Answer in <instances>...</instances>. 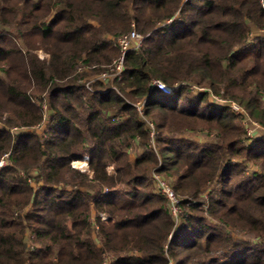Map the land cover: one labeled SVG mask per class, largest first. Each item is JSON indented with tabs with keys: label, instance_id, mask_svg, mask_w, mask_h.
Listing matches in <instances>:
<instances>
[{
	"label": "trees",
	"instance_id": "trees-1",
	"mask_svg": "<svg viewBox=\"0 0 264 264\" xmlns=\"http://www.w3.org/2000/svg\"><path fill=\"white\" fill-rule=\"evenodd\" d=\"M132 24L144 39L121 80L88 89ZM251 26L264 31L261 0H0V264H264V137L208 98L264 127ZM198 131L203 143L182 136ZM86 155L89 172L72 167Z\"/></svg>",
	"mask_w": 264,
	"mask_h": 264
},
{
	"label": "built area",
	"instance_id": "built-area-1",
	"mask_svg": "<svg viewBox=\"0 0 264 264\" xmlns=\"http://www.w3.org/2000/svg\"><path fill=\"white\" fill-rule=\"evenodd\" d=\"M263 6L264 2L261 0ZM170 22V20L168 21ZM144 36L139 34L136 30L132 29L129 33L124 34L116 39L115 43L120 49V55L118 58H115L108 67H104L101 71L98 72L97 77L102 82H108L112 79H117L118 81L121 80L122 74L124 72V62L125 57L127 53L132 50L133 48H140L143 42ZM92 68H96L95 65L92 66ZM83 71V69H80ZM89 87L90 85L87 84ZM152 86L158 89L163 94H171L173 92V87L164 84L163 82L159 80H154L152 83ZM90 89V88H89ZM217 102L215 104L218 107H227L235 114H239V112H242L241 105L234 101L224 100L222 98H218L215 96V99ZM219 100V101H218ZM144 104V101H140L137 104H135L136 109L141 114V108ZM246 132L248 136H252V132L246 128ZM153 134L151 133V136ZM150 146H154V142L152 141ZM10 162V155L8 153L4 154L0 157V170L4 168L8 163ZM72 167L79 169L82 172H89V157L86 155L81 160H76L72 162ZM153 178L156 183V186L158 188V191L163 194L170 202L171 205V212L174 216L179 214L180 209L178 207L179 204V198L175 195L172 188L167 184L160 175L153 173ZM107 217L105 215H102V220L106 221ZM107 259V258H106ZM108 261L105 260L103 264H107Z\"/></svg>",
	"mask_w": 264,
	"mask_h": 264
},
{
	"label": "rangeland",
	"instance_id": "rangeland-1",
	"mask_svg": "<svg viewBox=\"0 0 264 264\" xmlns=\"http://www.w3.org/2000/svg\"><path fill=\"white\" fill-rule=\"evenodd\" d=\"M263 2H264V0H263ZM131 27H132V29H134V30H136V28H135V25L134 24H132L131 25ZM251 28V37H255L256 35H261L262 33L264 34V31H257L255 28H254V26H251L250 27ZM137 31V30H136ZM120 55V54H119ZM39 56H40V58H44L45 56H48V55H46L45 53H43L42 51H39ZM118 58V57H117ZM112 63V62H111ZM110 65V64H109ZM106 67V66H105ZM107 67H108V65H107ZM93 68L91 67V68H89V69H87V71L86 72H89V73H87L88 75L90 74V76H88L87 78H86V80L84 81V82H86V86H87V84H89V85H91L92 83H94V82H96V81H98L99 79H98V77H97V74L96 73H92V70ZM104 69V68H103ZM90 70V71H89ZM92 70V71H91ZM84 71V70H83ZM85 72V71H84ZM100 81V80H99ZM112 80H109L108 82H111ZM108 82H106V83H108ZM87 88L89 89H91V86H87ZM190 89H191V92L194 94H199V93H203L204 91H207L208 89H206V86H200V85H196V84H191V87H190ZM208 98H209V100L212 102V103H215V102H217L216 100H214L215 99V95H213L212 93H211V91H209V96H208ZM220 99V98H219ZM225 100V99H224ZM219 101V100H218ZM241 108H242V112L240 113L239 112V114H236L237 115V117H238V119H237V123L241 126V127H243L244 129H248L249 131H250V133L252 132V136L255 138H257V137H264V127H262L257 121H255L254 119H252L250 116H249V114L247 113V111L244 109V107L243 106H241ZM142 112V111H141ZM47 121V120H46ZM45 121V122H46ZM147 123L149 124V127H150V129H151V133L153 134L152 136H151V142L153 141V139H154V137H155V135H156V132H155V129H154V126H153V124L152 123H149L148 121H147ZM45 129V123L44 124H42L41 126H38L37 128H35V132H37V133H42L43 132V130ZM11 131L12 132H16L17 130L15 129V128H12L11 129ZM182 136L183 137H189V138H191V139H194V140H196V141H198V142H201V143H203L204 141H206L207 140V135H206V132H204V131H198V132H196V133H190V132H186V133H182ZM250 137V136H249ZM154 142V141H153ZM151 148L152 149H154V151L155 152H157V147H156V144L154 143V146H151ZM129 150V152H130V159L131 160H134L136 157H137V151H134V149L131 147V148H129L128 149ZM10 165V162L5 166V167H7V166H9ZM3 169V168H2ZM79 170V169H78ZM249 170L250 171H252V170H255V168L253 167V164L252 165H250L249 166ZM109 171H112V167H109ZM153 173H156V172H154V171H152V176H153ZM156 174H158V173H156ZM158 175H160V174H158ZM161 176V178L167 183V184H169L168 183V181L162 176V175H160ZM153 181H154V178H153ZM154 186H155V188L158 190V188H157V186H156V183H155V181H154ZM169 186L171 187V185L169 184ZM172 188V187H171ZM172 190H173V188H172ZM207 196L205 195L204 196V200H206L207 198H206ZM104 215V214H103ZM178 215V214H177ZM176 215V216H177ZM106 216V215H105ZM175 216V217H176ZM240 236H242L244 239H249V235L248 234H245V232L244 233H238ZM105 257H107V256H105Z\"/></svg>",
	"mask_w": 264,
	"mask_h": 264
},
{
	"label": "crops",
	"instance_id": "crops-1",
	"mask_svg": "<svg viewBox=\"0 0 264 264\" xmlns=\"http://www.w3.org/2000/svg\"><path fill=\"white\" fill-rule=\"evenodd\" d=\"M263 34V33H262Z\"/></svg>",
	"mask_w": 264,
	"mask_h": 264
}]
</instances>
